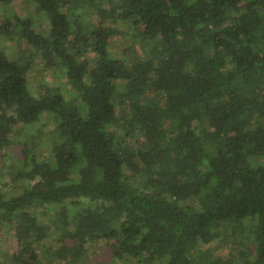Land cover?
<instances>
[{"label": "trees", "instance_id": "16d2710c", "mask_svg": "<svg viewBox=\"0 0 264 264\" xmlns=\"http://www.w3.org/2000/svg\"><path fill=\"white\" fill-rule=\"evenodd\" d=\"M23 1L49 26L0 22L4 41L27 46L15 56L0 41V151L18 124L47 114L55 126L40 158L22 142L17 192L0 184V240L17 247L0 264H89L99 240L122 264H209L247 219L239 264H264V0H107L83 24L75 9L96 0ZM118 22L129 58L108 51ZM36 56L67 95L33 92Z\"/></svg>", "mask_w": 264, "mask_h": 264}, {"label": "rangeland", "instance_id": "374dc122", "mask_svg": "<svg viewBox=\"0 0 264 264\" xmlns=\"http://www.w3.org/2000/svg\"><path fill=\"white\" fill-rule=\"evenodd\" d=\"M101 7L108 9L109 4L107 0H96L88 4L81 5L74 11L73 16H77L76 19L82 24L89 21L92 12L95 8ZM17 16L21 20H30L39 29H47L49 26V20L42 15L40 8L34 4L26 3L23 0H12L9 4H5L0 0V22L9 18ZM130 34L131 28L124 23L118 22L113 28L112 36L110 37L108 51L112 56L121 57V55L131 56L130 47ZM0 41L3 45H6L8 51L13 53L15 56L19 55L22 51L27 49L26 44L19 46L9 45L10 41H4L0 37ZM10 46V47H9ZM27 55V53H26ZM28 79L30 88L33 92L40 91L42 87L49 89H59L65 95L71 91V87L68 84L65 76L62 72L57 69H45L42 66L39 58L33 57L31 68L28 72ZM55 123L49 115L44 114L41 118L32 125L24 126L18 124L15 126V133L12 136L11 143L0 151V184L3 189L9 192H17L18 187L12 182V178L16 173L17 169L21 165L20 148L25 138L31 139L32 152L37 157H42L50 149V141H52V133ZM27 184L26 180L22 181V185ZM57 209L53 207L46 209L48 213L42 217V221L55 222L58 221ZM253 220L245 221V231L242 233L246 238L242 239V242L237 240L226 241L225 236H221V239L214 243L212 252L209 255V264H218L217 261L222 264H239L243 261L244 256L238 254L239 250H243L247 247V244L251 245V233L250 229L253 226ZM55 235L52 236L53 242L56 240ZM0 255L2 253H8L10 255L16 253L17 247L14 240L13 234L4 231L1 238ZM55 243V242H54ZM105 241L99 240L93 242L92 246L88 248V254L85 257V261L89 264H122L118 260H111L109 250L105 247ZM3 257V256H1ZM50 264H57L51 261Z\"/></svg>", "mask_w": 264, "mask_h": 264}]
</instances>
